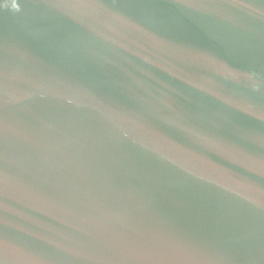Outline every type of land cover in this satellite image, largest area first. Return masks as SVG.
I'll use <instances>...</instances> for the list:
<instances>
[{
    "label": "water",
    "instance_id": "obj_1",
    "mask_svg": "<svg viewBox=\"0 0 264 264\" xmlns=\"http://www.w3.org/2000/svg\"><path fill=\"white\" fill-rule=\"evenodd\" d=\"M0 264H264V0H0Z\"/></svg>",
    "mask_w": 264,
    "mask_h": 264
}]
</instances>
